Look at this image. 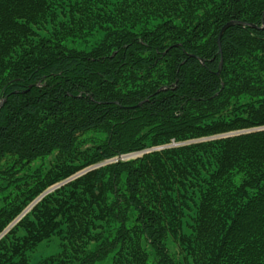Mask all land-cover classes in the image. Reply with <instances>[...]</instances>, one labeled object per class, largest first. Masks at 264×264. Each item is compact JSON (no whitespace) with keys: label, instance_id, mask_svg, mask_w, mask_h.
<instances>
[{"label":"trees","instance_id":"16d2710c","mask_svg":"<svg viewBox=\"0 0 264 264\" xmlns=\"http://www.w3.org/2000/svg\"><path fill=\"white\" fill-rule=\"evenodd\" d=\"M5 98L0 234L101 165L0 264H264V0H0Z\"/></svg>","mask_w":264,"mask_h":264},{"label":"water","instance_id":"95a60500","mask_svg":"<svg viewBox=\"0 0 264 264\" xmlns=\"http://www.w3.org/2000/svg\"><path fill=\"white\" fill-rule=\"evenodd\" d=\"M234 25H242V26H251V27H257V25H255V24H252V23H249V22H245V21H241V20H230V21H228V22H226L224 25H223V27L221 28V30H220V32H219V35H218V39H217V42H218V46H219V50L220 51H222V42H221V39H222V36H223V34H224V32H225V30L226 29H228L229 27H231V26H234ZM175 46H177V44L175 45ZM222 67H223V59H221L220 60V63H219V68H218V71H217V74L218 75H220V73H221V71H222ZM164 88H161V89H159V91H161V90H163ZM158 91V92H159ZM5 101H6V98L5 99H3V101H0V108L4 105V103H5ZM142 104V102L141 103H138V106L139 105H141ZM235 132H233V133H229V134H234ZM225 135H227V134H225ZM158 148H160V147H155V148H153V149H158ZM153 149H151V150H153ZM134 154H136V153H133V154H128V155H126V156H128V157H130V156H132V155H134ZM137 156H138V154H137ZM97 165H95L94 167H89V168H87V169H85V170H83V171H81V172H79V173H77L76 175H74V176H72V177H70V178H68V179H66V180H64V181H61V182H59V183H57V184H55V185H53V186H51L50 188H48L44 193H42L37 199H35L25 210H24V212L21 214V215H19V217L16 219V220H14L5 230H4V232L3 233H1L0 234V237L12 226V225H14L26 212H28L45 194H47L48 192H50V191H53L54 189H56L57 187H59V186H61L62 184H64V183H66V182H68L70 179H72V178H74V177H76V176H78V175H80V174H83L84 172H86V171H88V170H90V169H92V168H95Z\"/></svg>","mask_w":264,"mask_h":264},{"label":"rangeland","instance_id":"374dc122","mask_svg":"<svg viewBox=\"0 0 264 264\" xmlns=\"http://www.w3.org/2000/svg\"><path fill=\"white\" fill-rule=\"evenodd\" d=\"M58 238L53 237L51 242H42L31 254L28 264H39L40 261L47 256L56 253L59 250ZM113 252H111L105 259L97 262L96 264H113Z\"/></svg>","mask_w":264,"mask_h":264}]
</instances>
